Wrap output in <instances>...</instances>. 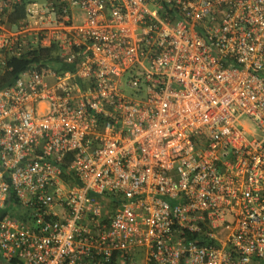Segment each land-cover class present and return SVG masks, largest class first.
Wrapping results in <instances>:
<instances>
[{"label": "built area", "instance_id": "1", "mask_svg": "<svg viewBox=\"0 0 264 264\" xmlns=\"http://www.w3.org/2000/svg\"><path fill=\"white\" fill-rule=\"evenodd\" d=\"M21 1L0 264H264V0Z\"/></svg>", "mask_w": 264, "mask_h": 264}, {"label": "trees", "instance_id": "2", "mask_svg": "<svg viewBox=\"0 0 264 264\" xmlns=\"http://www.w3.org/2000/svg\"><path fill=\"white\" fill-rule=\"evenodd\" d=\"M25 0L18 3L12 10L10 20L14 22L18 20L24 13ZM33 64H39L41 66H51L57 70L70 69V66L62 61L59 57L57 48L55 46L42 47L20 58L9 57L7 58V65L0 73V87L8 86L11 84L15 77L26 68H29ZM71 154L67 155L69 159ZM12 214V213H11Z\"/></svg>", "mask_w": 264, "mask_h": 264}, {"label": "rangeland", "instance_id": "3", "mask_svg": "<svg viewBox=\"0 0 264 264\" xmlns=\"http://www.w3.org/2000/svg\"><path fill=\"white\" fill-rule=\"evenodd\" d=\"M25 1H31V0H25ZM35 1H37V2H39V3H41V4H44V3H45V0H35ZM123 89H124V92L127 93V94H130V93L132 92L129 88H125V87H124V84H123ZM241 121L243 122L242 124H243L244 126H247L249 130L251 129V126H250L249 123L246 121V119H241ZM255 133H257V131H256ZM258 134H259V133H257L256 136H258Z\"/></svg>", "mask_w": 264, "mask_h": 264}]
</instances>
